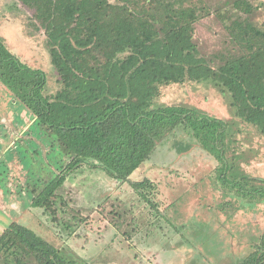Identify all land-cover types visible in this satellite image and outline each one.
<instances>
[{
    "label": "trees",
    "instance_id": "obj_1",
    "mask_svg": "<svg viewBox=\"0 0 264 264\" xmlns=\"http://www.w3.org/2000/svg\"><path fill=\"white\" fill-rule=\"evenodd\" d=\"M20 2L33 11L30 24L44 36L60 88L48 93L46 73L23 63L2 39L0 83L34 124L55 136L67 157L32 198V207L55 221L58 190L87 166L127 183L159 215L152 197L155 184L130 176L177 132L219 163L221 186L236 178L241 186L229 193L244 206L264 199L262 180L248 177L235 153L227 159L237 143L233 123L158 101L161 86L212 83L229 96L234 119L264 136V28L251 19L254 5L249 0L234 2V17L225 25V50L210 56L201 53L195 40L196 24L210 12L190 0ZM0 264L87 263L67 259L34 231L12 222L0 233ZM239 264H264V231Z\"/></svg>",
    "mask_w": 264,
    "mask_h": 264
},
{
    "label": "rangeland",
    "instance_id": "obj_2",
    "mask_svg": "<svg viewBox=\"0 0 264 264\" xmlns=\"http://www.w3.org/2000/svg\"><path fill=\"white\" fill-rule=\"evenodd\" d=\"M190 1L210 12L196 24L195 40L201 53L224 52L225 25L234 17L237 0ZM249 2L254 5L251 19L264 28V8H256L264 0ZM32 16L33 11L20 0H0V39L23 63L45 72L46 90L54 93L60 88L59 78L43 34L30 24ZM4 90L0 117L11 119L16 128L25 127L27 121L28 131L23 130L22 138L7 150L11 135L0 123V233L16 222L61 250L67 259L87 264H239L259 242L264 231V199L244 206L229 193L241 186L236 178L228 187L221 186L216 179L219 163L178 132L162 141L130 176L133 181L149 179L155 184L152 197L159 203V215L127 183L84 166L58 190L56 220L52 221L51 215L31 202L67 157L55 136L34 122L29 124L33 116L21 104H12L11 93ZM159 94L163 104L194 108L233 123L237 143L227 159L235 153L238 167L264 184V136L234 119L227 94L212 83L161 86Z\"/></svg>",
    "mask_w": 264,
    "mask_h": 264
},
{
    "label": "crops",
    "instance_id": "obj_3",
    "mask_svg": "<svg viewBox=\"0 0 264 264\" xmlns=\"http://www.w3.org/2000/svg\"><path fill=\"white\" fill-rule=\"evenodd\" d=\"M5 88L2 86V85H0V92H3V91H5L4 90ZM11 95V94H10ZM9 97H12V95L11 96H9ZM13 98V97H12ZM12 104H17V102L15 101V99L13 98V100H12ZM27 112V111H26ZM29 120V124H32L34 121H35V119L33 118V119H28ZM31 120H32V122H31ZM10 121H11V119H9V118H5V117H0V123L1 124H3V126H4V128L7 130V132L11 135V140H10V143L7 145V147H6V149L8 150L9 149V147L11 148L12 146H13V142H15V141H18L19 140V138H22V136H20V133L24 130V131H26L27 129H28V125H27V121H26V125H25V127L24 126H21L20 128H16V127H19V126H14L13 125V122L12 123H10ZM28 131V130H27Z\"/></svg>",
    "mask_w": 264,
    "mask_h": 264
}]
</instances>
